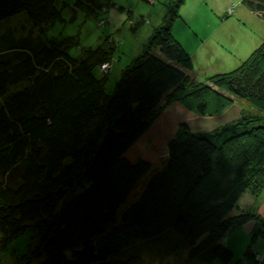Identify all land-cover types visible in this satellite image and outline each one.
Returning <instances> with one entry per match:
<instances>
[{
	"label": "trees",
	"instance_id": "16d2710c",
	"mask_svg": "<svg viewBox=\"0 0 264 264\" xmlns=\"http://www.w3.org/2000/svg\"><path fill=\"white\" fill-rule=\"evenodd\" d=\"M183 1L167 2L109 92L111 46L82 47L73 56L76 36L35 45L25 38L15 60L0 56V264H176L169 257L187 247L191 256L228 262L225 232L255 219L264 234L259 214L231 212L244 193L264 187V116L243 109L237 120L204 131L182 122L163 165L122 207L151 167L125 152L171 101L212 115L230 102L224 89L264 111V39L233 69L196 80L191 54L172 34ZM245 1L264 18V0ZM57 2L0 0V20L24 10L34 24L47 23L61 16ZM111 4L73 6L96 15ZM237 140L228 164L224 150ZM170 227L181 232L179 246L167 241ZM245 254L264 264L249 247Z\"/></svg>",
	"mask_w": 264,
	"mask_h": 264
},
{
	"label": "rangeland",
	"instance_id": "374dc122",
	"mask_svg": "<svg viewBox=\"0 0 264 264\" xmlns=\"http://www.w3.org/2000/svg\"><path fill=\"white\" fill-rule=\"evenodd\" d=\"M75 1L58 0L61 16L40 25L29 20L24 10L0 20V56L8 54L15 60L18 56L15 49L27 42V38L34 40L35 45L38 40L76 36L77 41L68 47L73 56H80L82 47L111 46L112 58L104 82L109 92L123 68L143 50L152 29L162 21L169 0H113L107 10L96 15L89 13L85 7H74ZM172 34L191 54V76L204 81L208 75L233 69L247 58L264 39V18L245 0H184L179 7V16L173 22ZM13 46L18 48H10ZM101 68L106 69L102 64ZM219 91L230 98L229 103L224 101L226 105L220 112L203 115L173 100L127 149L125 156L129 160L143 157L151 162V167L139 178L122 207L135 200L151 171L163 165L167 156V141L182 122L188 123L192 129L204 131L237 120L241 109L253 116H264V111L251 101L235 97L224 89ZM239 143L237 140L226 146L223 160L227 159L225 162L228 164L229 155H235ZM197 192L195 190L194 195L199 196ZM235 210L236 207L231 212L235 213ZM257 228L250 229L247 224H242L221 236L220 240L233 251L228 262L211 256H191L188 247L181 248L167 259L176 264H252L245 254L249 247L264 261V234ZM180 233L178 229H166L167 236L171 237L168 243L178 242L179 246ZM157 241L160 243L161 240Z\"/></svg>",
	"mask_w": 264,
	"mask_h": 264
},
{
	"label": "crops",
	"instance_id": "0c3cea01",
	"mask_svg": "<svg viewBox=\"0 0 264 264\" xmlns=\"http://www.w3.org/2000/svg\"><path fill=\"white\" fill-rule=\"evenodd\" d=\"M244 196V197H243ZM240 209H250L259 214L261 217L264 218V188L261 190V192L257 195L248 192V194L245 196V193L240 197L238 201V207L237 210ZM252 229L256 227V220L251 219L244 223Z\"/></svg>",
	"mask_w": 264,
	"mask_h": 264
},
{
	"label": "built area",
	"instance_id": "2783aa9c",
	"mask_svg": "<svg viewBox=\"0 0 264 264\" xmlns=\"http://www.w3.org/2000/svg\"><path fill=\"white\" fill-rule=\"evenodd\" d=\"M102 67L107 68L108 67V64L107 63H104V64H102Z\"/></svg>",
	"mask_w": 264,
	"mask_h": 264
}]
</instances>
